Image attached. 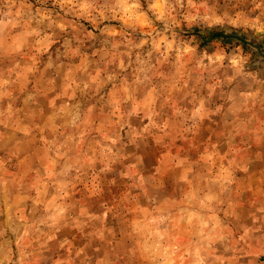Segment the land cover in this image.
Segmentation results:
<instances>
[{"label":"rangeland","instance_id":"obj_1","mask_svg":"<svg viewBox=\"0 0 264 264\" xmlns=\"http://www.w3.org/2000/svg\"><path fill=\"white\" fill-rule=\"evenodd\" d=\"M0 264H264V0H0Z\"/></svg>","mask_w":264,"mask_h":264},{"label":"trees","instance_id":"obj_2","mask_svg":"<svg viewBox=\"0 0 264 264\" xmlns=\"http://www.w3.org/2000/svg\"><path fill=\"white\" fill-rule=\"evenodd\" d=\"M221 34H218V37L220 36Z\"/></svg>","mask_w":264,"mask_h":264}]
</instances>
